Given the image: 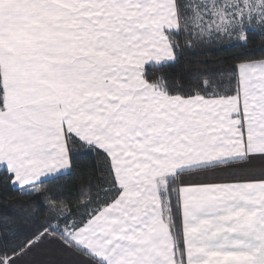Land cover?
<instances>
[{
	"label": "snow or ice",
	"instance_id": "1",
	"mask_svg": "<svg viewBox=\"0 0 264 264\" xmlns=\"http://www.w3.org/2000/svg\"><path fill=\"white\" fill-rule=\"evenodd\" d=\"M0 264H264V0H0Z\"/></svg>",
	"mask_w": 264,
	"mask_h": 264
},
{
	"label": "trees",
	"instance_id": "2",
	"mask_svg": "<svg viewBox=\"0 0 264 264\" xmlns=\"http://www.w3.org/2000/svg\"><path fill=\"white\" fill-rule=\"evenodd\" d=\"M253 39H254L255 44L259 46V44L261 43L260 37L257 36V37H254Z\"/></svg>",
	"mask_w": 264,
	"mask_h": 264
}]
</instances>
